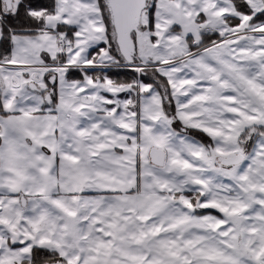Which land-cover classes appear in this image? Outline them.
Instances as JSON below:
<instances>
[{"label": "snow or ice", "instance_id": "snow-or-ice-1", "mask_svg": "<svg viewBox=\"0 0 264 264\" xmlns=\"http://www.w3.org/2000/svg\"><path fill=\"white\" fill-rule=\"evenodd\" d=\"M0 264H264V0H0Z\"/></svg>", "mask_w": 264, "mask_h": 264}, {"label": "trees", "instance_id": "trees-1", "mask_svg": "<svg viewBox=\"0 0 264 264\" xmlns=\"http://www.w3.org/2000/svg\"><path fill=\"white\" fill-rule=\"evenodd\" d=\"M44 2L46 3H50L51 0H44ZM110 76H112V78L114 79H118V80H127L131 77V73L122 69H113L110 73Z\"/></svg>", "mask_w": 264, "mask_h": 264}, {"label": "rangeland", "instance_id": "rangeland-1", "mask_svg": "<svg viewBox=\"0 0 264 264\" xmlns=\"http://www.w3.org/2000/svg\"><path fill=\"white\" fill-rule=\"evenodd\" d=\"M123 70V69H122ZM126 71V70H125ZM122 97H123V94H122ZM198 138H201V139H204L205 142H207V138L206 137H198Z\"/></svg>", "mask_w": 264, "mask_h": 264}]
</instances>
